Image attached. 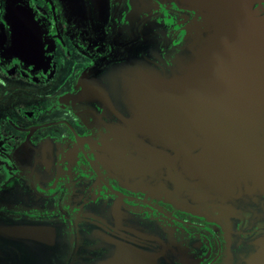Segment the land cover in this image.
Instances as JSON below:
<instances>
[{
    "label": "flooded vegetation",
    "instance_id": "1",
    "mask_svg": "<svg viewBox=\"0 0 264 264\" xmlns=\"http://www.w3.org/2000/svg\"><path fill=\"white\" fill-rule=\"evenodd\" d=\"M124 3L0 0V264H102L93 225L118 243L105 264H143L145 252L155 264H235L255 235L239 220L234 245L220 208L191 205L171 187L112 167L146 158L145 147L122 136L106 108L71 98L90 78L112 97L105 69L145 41L137 24L119 28ZM19 19L29 29L10 32ZM37 50L41 62L29 59ZM115 202L118 225L102 215Z\"/></svg>",
    "mask_w": 264,
    "mask_h": 264
},
{
    "label": "water",
    "instance_id": "2",
    "mask_svg": "<svg viewBox=\"0 0 264 264\" xmlns=\"http://www.w3.org/2000/svg\"><path fill=\"white\" fill-rule=\"evenodd\" d=\"M262 3L126 0L119 28L137 24L136 38L145 41L131 48L128 59L105 69L113 73L112 97L96 78L86 80L71 97L90 98L106 108L112 123L122 128L120 134L131 136L137 148L145 147L146 158L137 153L112 167L119 165L131 179L171 187L178 197L189 198L191 205L220 208L232 223L234 245L242 241L235 237L239 220L248 235L254 230L250 240L242 241L243 255L235 264H264ZM19 20L23 25L12 21L10 32L29 29ZM39 54L37 50L29 59L41 62ZM116 204L120 203L103 207L110 211L103 217L113 225H118L111 211L118 215ZM93 228V237L106 251L102 264L108 263L118 243L107 231ZM145 238L161 241L150 235ZM246 246L251 250L247 255ZM145 253L143 264H155L156 256Z\"/></svg>",
    "mask_w": 264,
    "mask_h": 264
},
{
    "label": "rangeland",
    "instance_id": "3",
    "mask_svg": "<svg viewBox=\"0 0 264 264\" xmlns=\"http://www.w3.org/2000/svg\"><path fill=\"white\" fill-rule=\"evenodd\" d=\"M58 77L61 79V77H62V74L60 73V75L58 74ZM2 97V96H1Z\"/></svg>",
    "mask_w": 264,
    "mask_h": 264
}]
</instances>
